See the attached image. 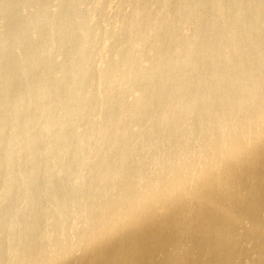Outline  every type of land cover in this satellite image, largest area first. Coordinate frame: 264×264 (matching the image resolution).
I'll use <instances>...</instances> for the list:
<instances>
[{
    "label": "rangeland",
    "instance_id": "374dc122",
    "mask_svg": "<svg viewBox=\"0 0 264 264\" xmlns=\"http://www.w3.org/2000/svg\"><path fill=\"white\" fill-rule=\"evenodd\" d=\"M258 123L264 0H0V264H115L106 255L116 251L127 253L119 264H264V203L250 216L218 179L242 162L232 192L252 185L264 137L247 142L251 128L264 131ZM234 142L253 159L243 152L214 170L207 215L237 220L217 233L195 183ZM179 166L190 170L176 179ZM127 211L139 217L126 222ZM210 229L232 243L211 248ZM163 235L170 243L153 247ZM133 237L138 255V245L119 247Z\"/></svg>",
    "mask_w": 264,
    "mask_h": 264
},
{
    "label": "bare ground",
    "instance_id": "6f19581e",
    "mask_svg": "<svg viewBox=\"0 0 264 264\" xmlns=\"http://www.w3.org/2000/svg\"><path fill=\"white\" fill-rule=\"evenodd\" d=\"M190 109H191V107H190ZM189 109V110H190ZM193 109V108H192ZM191 109V110H192ZM207 112V111H206ZM196 114V113H195ZM210 114V113H209ZM215 114H216V112H215ZM229 115H231V114H229ZM222 118V117H221ZM223 119V118H222ZM225 121H226V119L224 120V125H225ZM228 121V120H227ZM253 123V122H252ZM259 124V123H258ZM261 124V125H260ZM259 125V127H262V128H264L263 127V125H262V123H260ZM223 125V126H224ZM227 126V125H226ZM242 126V125H241ZM256 126V125H255ZM229 127V126H228ZM233 127V126H232ZM236 128V127H235ZM239 129V128H238ZM240 129H242L241 127H240ZM252 129V128H251ZM251 129H250V131H251ZM253 129H256V128H253ZM236 131V130H235ZM239 131V130H238ZM243 131V130H242ZM249 131V130H248ZM250 131H249V135H250V138L252 139L251 141H249V142H247L248 141V136H246V142L249 144V143H255L256 141H259V139H262L263 137H264V131H260V130H257L256 129V131H255V133L253 132H251L252 134H250ZM254 131V130H253ZM245 132V131H244ZM231 133V132H230ZM234 133V132H233ZM236 133V132H235ZM240 133V132H239ZM242 133V132H241ZM229 134V133H228ZM192 136V135H191ZM234 136V135H233ZM235 136H236V134H235ZM234 136V139H238V136H237V138ZM241 136V135H240ZM244 137H245V135H244ZM244 137H242L241 136V138L243 139ZM233 138V137H232ZM241 139V140H242ZM221 140V139H220ZM236 140H234V141H236ZM244 140V144L246 143L245 142V139H243ZM227 141H231V140H229V138H228V140ZM226 141V142H227ZM233 141V140H232ZM231 141V143H233ZM239 141H240V139H239ZM115 142V141H114ZM237 142V141H236ZM243 142V141H242ZM260 142H262V141H260ZM211 143H212V141H211ZM221 143V142H220ZM231 143L228 145V144H226V145H224V147L225 148H223V150L219 153V154H217L218 156V158H215V156H214V159H216V160H213V156H212V159H209V161L210 160H213V161H211V162H209V163H207V164H205L206 165V168H204V169H206L205 171H204V173H203V175H201L200 177H198V179H196V183H195V187H197L198 188V190H199V192L201 191V190H204L203 191V194L201 195V196H203L204 195V192H205V189H206V191H208V190H210V185L212 184V183H214L215 181L217 182V180L219 179V178H222V179H220L219 180V185L222 187V188H224V190H226L227 191V199H228V201H227V203H229L231 206H234L235 207V205H241V206H243V207H245L241 202H244V203H249L248 204V207L249 206H251V207H249V211H250V213H248V214H250V216H252V215H255L256 216V214H253L252 212H251V210L252 211H256L258 208H260V206H261V204H262V206H263V203H264V151H261L262 152V154H261V152H259L260 153V155H262V156H260V157H262V158H260V157H258V158H260L261 159V161H260V159H257V160H259V165L255 168L254 166H252V167H250V168H252V170L254 169L255 170V175L254 174H252V175H254L255 176V178H254V180L252 181V179H250V183H251V181L253 182L252 183V185H250V186H248V187H245V188H241V187H239V188H241V189H238L239 190V192L238 193H233L232 192V190H234V189H236L235 188V186H237V184H235V183H237V182H239L240 181V179L241 178H239V177H241L240 175L241 174H243V172H241L240 171V169H239V165H241L242 164V162L237 166V162H236V166H237V168H232V167H230V168H232V169H229L228 167L226 168V170H225V172H224V170H222L225 174L223 175V177H222V175H221V177H218V179H216V174H215V172H214V170H216V173H217V171L219 172L220 171V169H222L221 168V165L220 164H222L221 162H223L222 161V159L224 160V162L223 163H225L226 165H227V163L225 162L226 161V158H235L236 156H239V155H241V154H243V152L246 154V152H245V148L244 149H242L241 147L243 146H239V145H235V142H234V145H231ZM238 143V142H237ZM263 143V142H262ZM203 144H205V143H203ZM202 144V145H203ZM213 144V143H212ZM211 144V145H212ZM239 144V143H238ZM240 144H242V143H240ZM248 144L247 145H244V146H248ZM255 144H257V142L255 143ZM255 144H253V146L255 145ZM264 144V143H263ZM209 146H210V144H209ZM214 146V145H213ZM217 146V145H216ZM259 146V145H258ZM263 146V145H262ZM119 147V146H118ZM206 147V146H205ZM207 147H208V145H207ZM222 147V146H221ZM212 148V147H211ZM218 149H219V147H217ZM264 148V147H263ZM262 148V149H263ZM210 149V148H209ZM214 149V148H213ZM206 150V149H205ZM221 150V149H220ZM258 150V149H257ZM209 151V150H208ZM211 151V150H210ZM249 151V150H248ZM252 149H251V153H252ZM254 151H256L255 149H254ZM259 151V150H258ZM203 152V151H202ZM206 153V152H205ZM210 153V152H209ZM209 153H207V154H209ZM215 153V152H214ZM254 153V152H253ZM252 153V154H253ZM201 154H203V153H200V155ZM216 154V153H215ZM252 154H248V155H251L252 156ZM205 155V154H204ZM210 155H211V153H210ZM247 155V154H246ZM246 155H244V156H242L241 157V159L242 158H245V156ZM248 155H247V158H248ZM256 155V154H255ZM254 155V156H255ZM203 156V155H202ZM208 157H209V155H207ZM207 156H205L206 158H207ZM253 156V157H254ZM182 157H183V155H182ZM199 157V156H198ZM204 157V156H203ZM239 158V157H238ZM199 159H202V158H199ZM205 159V158H204ZM218 159V160H217ZM240 159V158H239ZM240 159V160H241ZM248 159H253V158H248ZM207 160H208V158H207ZM207 160H204V161H207ZM243 160V159H242ZM247 160V159H246ZM203 160H202V162H204ZM235 161V160H234ZM244 161V160H243ZM114 162V161H113ZM228 162H230V161H228ZM246 162V161H245ZM257 162V161H256ZM205 163V162H204ZM230 163H232V160H231V162ZM248 165H249V163H247ZM193 165V164H192ZM191 164L189 165V166H192ZM205 165H204V167H205ZM225 165V166H226ZM232 165V164H231ZM244 165V164H243ZM242 165V166H243ZM228 166H230V164L228 165ZM250 166V165H249ZM117 167V166H116ZM192 167H194V166H192ZM223 167V166H222ZM245 167V166H244ZM248 167V166H247ZM181 168V169H180ZM220 168V169H219ZM243 168V167H242ZM171 169V168H170ZM243 169H245V168H243ZM242 169V170H243ZM248 169V168H247ZM188 170H190V168L187 166V167H180L179 166V168L176 170V171H174V177L176 178V179H180L181 178V176L183 175V174H185V173H187L188 172ZM245 171V170H244ZM251 172V171H250ZM220 174V172L218 173V175ZM221 174H223V173H221ZM246 174V173H245ZM249 173H247L246 175H244V176H247ZM249 175H251V174H249ZM242 177H243V175H242ZM248 177H250V176H248ZM238 179H239V181H238ZM244 179H246V178H243L242 180L244 181ZM241 180V181H242ZM248 180V179H247ZM217 184H218V182H217ZM239 184H241V183H239ZM243 184H245V183H243ZM247 184V183H246ZM254 184H257L256 186H254ZM219 185H217V186H219ZM242 185V184H241ZM248 185H249V183H248ZM214 186H216L215 184H214ZM217 186H216V188H217ZM220 186L218 187L219 189H220ZM247 186V185H246ZM166 187V186H165ZM165 187H163L162 186V188H165ZM182 188V187H181ZM158 189L160 190V188L158 187ZM166 189V188H165ZM163 190V189H162ZM212 190V189H211ZM153 191V190H152ZM179 191V190H178ZM236 191V190H235ZM149 192V191H148ZM199 192H198V194H199ZM143 193H145V192H143ZM196 193V192H195ZM206 193V192H205ZM229 193V194H228ZM153 194V193H152ZM152 194L150 195V194H148V195H150V197L148 198V199H151L152 198ZM197 194V193H196ZM214 193H212V195H213ZM221 194V193H220ZM145 195V194H144ZM154 195V194H153ZM156 195V194H155ZM158 195V194H157ZM200 195V194H199ZM209 195V194H208ZM218 196H220L219 195V193L217 194ZM141 196V195H140ZM196 196V195H195ZM205 197L200 201V206H199V208H201V207H203V208H201V211H202V209H206L207 208V206H211V210H212V205H213V198L211 197V194L209 195V196H207V195H204ZM214 196H215V194H214ZM145 199H147V197H145ZM147 199V200H148ZM201 199V198H200ZM171 200V199H170ZM198 200L199 199H197V203L199 204V202H198ZM216 200H218V199H216ZM222 199H220V201H221ZM215 201V200H214ZM223 201V200H222ZM143 202V201H142ZM145 202V201H144ZM170 202V201H169ZM173 202V201H172ZM216 202V204H217V201H215ZM175 202H173V203H171L170 202V204H174ZM196 203V204H197ZM220 203V202H219ZM225 203V202H224ZM227 203H225V204H227ZM240 203V204H239ZM221 204V203H220ZM175 205V204H174ZM165 206V205H164ZM181 206V205H180ZM179 206V207H180ZM185 206V205H184ZM214 206H216V205H214ZM213 206V207H214ZM219 206V204L217 205V207ZM261 206V207H262ZM106 207V206H105ZM165 207H167V206H165ZM169 207V206H168ZM194 207V205H192V208ZM204 207H206V208H204ZM222 207H224V206H222ZM221 207V208H222ZM237 207V206H236ZM158 208V207H157ZM164 208V207H163ZM188 208H190V207H188ZM250 208H251V210H250ZM155 209V208H154ZM177 209H179V208H177ZM198 209V208H197ZM209 208H207V210H208ZM215 209H217V208H215ZM218 209H220V208H218ZM225 209V208H224ZM230 209H231V207H230ZM233 209V208H232ZM238 209H240V208H238ZM263 208H261V210H262ZM123 210V209H122ZM148 210H149V207H148ZM151 210V209H150ZM149 210V211H150ZM167 210V208L165 209V211ZM174 210H175V208H174ZM180 210V209H179ZM186 210V209H185ZM210 210V209H209ZM209 210L206 212V215L203 217L202 216V218H205L204 220H205V223H206V225H207V227H209L210 225L213 227L214 226V228H216L215 229V231H217V233H218V231H221V229L224 231V229H226V230H228V229H230V227H232V219L235 217H233V215H232V212H230L231 214H225L224 213V211L221 213L220 212V210H218L220 213L219 214H211V215H207V213L209 212ZM213 210H214V208H213ZM228 210V209H227ZM125 211V210H124ZM164 211V210H163ZM164 211V213H163V215H166V212ZM183 211V210H182ZM187 211V210H186ZM200 211V210H199ZM239 211H241V210H239ZM246 211V210H245ZM128 212V211H127ZM150 212H152L153 213V211H150ZM149 212V213H150ZM198 212V211H197ZM205 212V211H204ZM211 212V211H210ZM213 212V211H212ZM248 212V211H247ZM246 212V213H247ZM260 212V211H259ZM83 213V212H82ZM124 213V212H123ZM130 213H131V211H130ZM189 213H191L190 211H189ZM193 213V212H192ZM195 213H196V211H195ZM200 213H203V211L202 212H200ZM240 213V212H239ZM239 213H237V214H239ZM145 214H146V211H145ZM145 214H144V217H145ZM156 214V213H155ZM162 214V213H161ZM197 214H199V213H196V215ZM236 214V213H235ZM259 214V213H258ZM123 215H125V214H123ZM167 215H169V214H167ZM166 215V216H167ZM185 215V214H184ZM195 215V216H196ZM202 215V214H201ZM242 215V214H241ZM244 215V214H243ZM242 215V216H243ZM137 216H138V214H136V213H131V214H129V212H128V215L126 214V217L124 216V220L126 221V222H128V221H133V219H135V218H137ZM147 217H148V215H146ZM152 216H153V214H152ZM170 216V215H169ZM168 216V217H169ZM177 216H178V214H177ZM176 216V217H177ZM188 216H190V214H188ZM193 216V215H192ZM200 216V215H199ZM237 216V215H236ZM246 216H247V214H246ZM139 217V216H138ZM142 217V216H141ZM140 217V218H141ZM146 217V218H147ZM175 216H173V218H174ZM162 218H164L165 219V216L164 217H162ZM170 218V220H172L173 218L172 217H169ZM172 218V219H171ZM193 218V217H192ZM195 218V217H194ZM196 218L198 219L199 217H197L196 216ZM208 218V219H207ZM213 218H216V219H218L217 221L219 222V223H217V222H215L214 223V221H216V220H213ZM238 218V217H237ZM143 219V218H142ZM183 219V218H182ZM257 219V218H256ZM120 221H122L121 219H119ZM138 220V219H137ZM166 220H167V218H166ZM169 220V219H168ZM177 220V219H176ZM184 220V219H183ZM125 221H122V222H125ZM140 221V220H139ZM142 221V220H141ZM163 221V220H162ZM174 221V220H173ZM178 221V220H177ZM176 221V223L178 224L179 223V226H177V227H181L183 224V222H177ZM181 221V220H180ZM197 221V220H196ZM198 221H200L199 219H198ZM233 221H234V219H233ZM235 221H237L236 219H235ZM234 221V222H235ZM256 221V220H255ZM255 221H253V222H255ZM154 222V221H153ZM164 222H168V221H164ZM175 222V221H174ZM257 222V221H256ZM255 222V223H256ZM147 223V222H146ZM173 223V222H172ZM175 223V224H176ZM180 223L182 224L181 226H180ZM198 223H200V222H198ZM204 223V222H203ZM258 223V222H257ZM139 224V223H138ZM137 224V225H138ZM157 224H158V222H157ZM160 224V223H159ZM158 224V225H159ZM168 224V223H167ZM170 224H171V222H170ZM170 224H169V226H170ZM190 224V223H189ZM193 224V223H192ZM264 224V223H263ZM120 225H122V223H120ZM185 225V224H184ZM205 225V224H204ZM205 225V226H206ZM123 227L122 228H124V225H122ZM141 226V225H140ZM148 226H150V225H148ZM171 226H172V224H171ZM173 226H175L174 224H173ZM197 226H198V224H197ZM200 226V225H199ZM204 226V227H205ZM253 226H256V224L254 225L253 224ZM252 226V228H254ZM137 228H138V226H136ZM167 227V226H166ZM184 227V226H183ZM186 227L187 228H189L187 225H185V227H184V229L187 231V229H186ZM203 227V226H202ZM202 227H200V228H202ZM203 227V228H204ZM259 227V226H258ZM258 227H257V229H258ZM136 228V229H137ZM148 228V227H147ZM164 228V227H163ZM176 228V227H175ZM194 228V227H193ZM202 228V229H203ZM206 228V227H205ZM204 228V229H205ZM210 228V227H209ZM209 228H207V229H209ZM213 228V229H214ZM224 228V229H223ZM112 229V228H111ZM110 229V230H111ZM155 229V228H154ZM168 229V228H167ZM196 229H198V228H196ZM204 229H203V231H204ZM161 230H163V229H161ZM171 230V229H170ZM169 230V231H170ZM180 230V229H179ZM183 230V229H182ZM192 231L193 230H195V229H191ZM199 230V229H198ZM263 230V229H262ZM166 231V230H165ZM169 231H166V232H162V233H164L165 235L169 232ZM191 231V232H192ZM197 231V230H196ZM196 231H194V232H196ZM207 231V230H206ZM211 229L208 231L209 232V235L207 236L208 238H207V240H212L213 242H216V241H218V240H224V233H223V237L221 238V239H219V237H218V235L216 234V233H212L211 234ZM215 231H213V232H215ZM153 232H154V230H153ZM171 233H172V230L170 231ZM170 232L167 234V235H169L170 234ZM188 232H190V229L187 231V233ZM207 232V233H208ZM227 232V231H226ZM233 232V231H232ZM148 233V232H147ZM179 233V232H178ZM198 233H199V231H198ZM201 233H203L202 231L200 232V234L199 235H201ZM204 233H205V231H204ZM234 234H235V232H233ZM258 233V232H257ZM261 233V232H260ZM154 234V233H153ZM175 234H177L176 232H175ZM180 234V233H179ZM206 234V233H205ZM204 234V235H205ZM221 234V233H220ZM219 234V235H220ZM228 234H230L229 233V231H228ZM227 234V235H228ZM261 234H263V232L261 233ZM260 234V235H261ZM125 235H126V233H125ZM134 235V234H133ZM149 235V234H148ZM155 235V234H154ZM154 235H153V237H154ZM165 235H163L162 237H156V238H154L153 239V241H151L153 244V247H155V246H157V245H159L158 247L160 248V244L161 243H164V241H168L169 243H170V241L167 239V237L165 236ZM182 235V234H181ZM187 235V234H186ZM188 235H189V233H188ZM196 235H198V234H196ZM204 235L202 234V238H204ZM227 235H225V237H227ZM112 236V235H111ZM130 236H131V234H130ZM156 236V235H155ZM157 236H159V235H157ZM173 237H175V235H172ZM191 236V235H190ZM222 236V235H221ZM220 236V237H221ZM231 236V235H230ZM235 236V235H234ZM241 236V235H240ZM114 237V236H113ZM127 237V236H126ZM152 237V236H151ZM151 237H149V239L151 238ZM169 237V236H168ZM170 237H171V235H170ZM173 237H171L172 239H174L175 241H177L175 238H173ZM176 237H177V235H176ZM181 237H183V236H181ZM115 238H116V236H115ZM133 238H134V240H133ZM133 238H130V240L131 241H128V242H126V245H124V246H119L120 247V249H122V248H125V249H127V250H129V248H131V251H132V248L134 249V247L136 246V245H138V247L136 246L135 247V252L137 253V255L139 254V252L140 251H142L144 248H141L140 247V245H139V242L141 243V241H142V239H139L140 237H133ZM148 238V237H147ZM178 240H179V235H178ZM193 238V237H192ZM228 238V237H227ZM231 238V237H230ZM126 239V238H125ZM170 239V238H169ZM200 239V238H199ZM198 239V240H199ZM226 239V238H225ZM239 239V238H238ZM87 240H88V238H87ZM86 240V241H87ZM90 240V239H89ZM115 240H117V239H115ZM173 240V241H174ZM193 240H195V242H197V240L196 239H193ZM204 239H202V241H203ZM211 240H210V242H211ZM233 240V238L231 239V241ZM90 241H92V240H90ZM89 241V242H90ZM186 241V240H185ZM111 242V241H110ZM109 242V243H110ZM115 242V241H114ZM179 242H182V243H179ZM179 242H177V243H179V244H183V241L181 240V241H179ZM201 242V241H200ZM213 242H211L210 243V246H211V248H212V246H214L215 245V243H214V245H212V243ZM224 242L226 243V240H224ZM228 242H230V240L229 241H227V243ZM234 242V241H233ZM108 243V244H109ZM116 243H117V241H116ZM149 243V242H148ZM174 243V242H173ZM177 243H174V244H177ZM185 243V242H184ZM202 243H204V242H202ZM209 243V242H208ZM223 242L221 241V246L222 247H224L223 245L224 244H222ZM226 243V244H227ZM232 242H230V244H231ZM243 243V242H242ZM90 244H91V242H90ZM187 244H193V242L191 243V242H187ZM195 244V243H194ZM198 244V243H197ZM229 244V243H228ZM229 244V245H230ZM239 244V243H238ZM101 245V244H100ZM151 245V246H152ZM170 245V244H169ZM171 245H173V244H171ZM199 245V244H198ZM198 245H191V247H195V246H198ZM203 245V244H202ZM88 245H86V247H87ZM91 246V245H90ZM93 246V245H92ZM97 246V245H96ZM163 246H165V244H163ZM179 246V245H178ZM183 246V245H182ZM226 246H228V245H226ZM118 247V248H119ZM173 247H175V248H177L176 246H173ZM217 247V246H216ZM16 248V247H15ZM14 248V249H15ZM94 248H95V246H94ZM166 248V247H165ZM197 248V247H196ZM195 248V249H196ZM201 248V247H200ZM220 248V247H219ZM20 249H22V248H20ZM32 249V248H31ZM162 249V248H161ZM173 249V248H172ZM186 249V248H185ZM194 249V250H195ZM221 249V248H220ZM223 249V248H222ZM198 250H199V246H198ZM208 250H209V248H208ZM213 250V249H212ZM214 250H216V249H214ZM225 250V249H224ZM130 251V250H129ZM163 251V250H162ZM202 251H203V249H202ZM211 251V250H210ZM226 251V250H225ZM30 252V251H29ZM133 252V251H132ZM143 252V251H142ZM215 252V251H214ZM213 252V253H214ZM222 252V250H220V253ZM238 252V251H237ZM11 253V252H10ZM95 253V252H94ZM94 253H92V254H94ZM207 253V252H206ZM219 253V254H220ZM124 254V255H123ZM133 253H131V255H132ZM135 254V253H134ZM145 254V253H144ZM195 254V253H194ZM197 254V253H196ZM218 254V255H219ZM222 254V253H221ZM127 255V253L125 254L124 252L123 253H121V251H119V253L116 251V254H112V255H106V258L107 259H109V258H111L110 259V261H113L115 264H119L120 263V261L121 260H123V258L125 257ZM142 255H143V253H142ZM142 255H141V257H142ZM146 255V254H145ZM144 255V256H145ZM166 255H167V253H166ZM173 255V254H172ZM205 255V254H204ZM208 255V254H207ZM223 255V254H222ZM238 255V254H237ZM129 256V255H128ZM132 256H134V255H132ZM131 256V257H132ZM140 256V255H139ZM155 256V255H154ZM168 256V255H167ZM176 256V255H175ZM212 256V255H211ZM210 256V257H211ZM95 257V256H94ZM136 257V256H135ZM134 257V258H135ZM138 257V256H137ZM169 257V256H168ZM167 257V258H168ZM178 257H180V256H178ZM208 257V256H207ZM223 257V256H222ZM89 258V257H88ZM92 258V257H91ZM182 258V257H181ZM187 258V257H186ZM97 259V258H96ZM132 259H133V257H132ZM132 259H131V261H132ZM139 259V258H138ZM173 259H175V258H173ZM172 259V260H173ZM176 259H177V257H176ZM185 258L183 257V260H184ZM85 260V257H84V259L82 260V261H84ZM93 260V259H92ZM95 260V259H94ZM136 260V259H135ZM144 260V259H143ZM179 260V259H178ZM177 260V261H178ZM211 260V259H210ZM221 260V259H220ZM106 261V260H105ZM129 262H130V258H129V260H128ZM140 261L141 260H139V264H141L140 263ZM145 261V260H144ZM181 261H182V259H181ZM185 261H187V260H185ZM214 261V260H213ZM222 261V260H221ZM95 263L97 262V261H94ZM100 261H98V263H99ZM123 262L125 263V262H127V259L125 260H123ZM146 262H148V264H150V262L149 261H146ZM160 262V261H159ZM169 262V261H168ZM204 262V261H203ZM207 262V261H206ZM212 262V261H211ZM79 263H80V261H79ZM90 263V262H89ZM134 263H135V261H134ZM165 263V262H164ZM163 263V264H164ZM172 263H173V261H172ZM23 264H25V263H23ZM42 264V263H41ZM80 264H83V262L82 263H80ZM103 264V263H102ZM105 264V263H104ZM107 264V263H106ZM147 264V263H146ZM155 264V263H154ZM204 264H205V262H204Z\"/></svg>",
    "mask_w": 264,
    "mask_h": 264
}]
</instances>
